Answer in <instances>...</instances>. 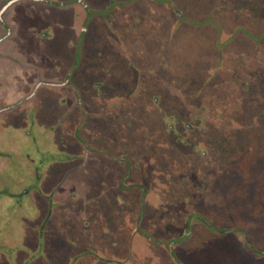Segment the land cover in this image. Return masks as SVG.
I'll return each instance as SVG.
<instances>
[{
  "label": "rangeland",
  "instance_id": "374dc122",
  "mask_svg": "<svg viewBox=\"0 0 264 264\" xmlns=\"http://www.w3.org/2000/svg\"><path fill=\"white\" fill-rule=\"evenodd\" d=\"M46 2L59 41L13 55L61 83L0 114V264H264V0ZM11 55L0 103L35 88Z\"/></svg>",
  "mask_w": 264,
  "mask_h": 264
},
{
  "label": "crops",
  "instance_id": "0c3cea01",
  "mask_svg": "<svg viewBox=\"0 0 264 264\" xmlns=\"http://www.w3.org/2000/svg\"><path fill=\"white\" fill-rule=\"evenodd\" d=\"M48 2H40L39 0H0V36L5 35L6 33H8L7 38L5 40H3L2 43H0V54H4L6 52H10L12 55L10 56L11 58H13L14 60V65L17 63H21L22 67L24 68L25 71H30L33 74V77L30 82V84H34L33 87H38L41 89L40 93L42 92V88L46 87V86H55L57 88L60 87L61 82H57V84H55L54 82L57 81V77L54 76H50L47 77L46 75V71H41L40 72V76H37L36 70L38 69V66L33 68L32 66H28L27 64H25L23 61L19 60L17 61L15 55H13V53H15L16 51H20V53H25V54H30L33 51H26L25 49H32L29 46H26V44L30 43V45H32L34 48L32 50H43L46 51V47H40L41 44L43 43V45H46V43H50L51 45L54 44L55 42L59 41L60 37L58 34L53 33L51 30V28L48 26V24L51 22L49 20H46V18H49V16L51 15L48 11L47 16L45 18V14L46 12H40L38 11L39 8L44 7V10L47 8ZM26 9L31 10V15L34 16L33 18V22L32 24L27 27L24 28L22 31L23 33L18 32V24L16 21H14L13 16H15L17 14V12H21L22 13L25 12ZM43 11V9H42ZM42 21L45 23L46 21V25H44V23H42ZM30 29V30H29ZM44 29V30H43ZM21 30V28L19 29ZM47 31H49L47 33ZM40 34V35H39ZM39 35V36H38ZM34 36L35 40L32 37ZM44 40V41H42ZM19 44V47H17L16 45ZM38 46H37V45ZM47 46V45H46ZM7 47V49H5ZM36 69V70H35ZM41 80L43 82H45L44 84H40V85H36L37 81ZM34 89V88H33ZM53 88H52V92L51 94H54L55 92H53ZM20 91V90H19ZM19 91H17V93L19 94ZM33 92V90H32ZM36 93V92H35ZM34 93V94H35ZM17 96V95H16ZM25 96L27 95H23V93L21 92L17 97H22L21 101H16L15 102H11L9 103H0V114L1 113H22L21 111H26L27 108L26 107H38V99L36 97H34V99H29L26 102L23 101V99L25 98ZM16 97V98H17ZM18 100V99H17ZM30 105V106H28ZM63 116V115H61ZM2 118V117H0ZM62 120V119H61ZM119 187V186H117ZM116 187V188H117ZM119 190H121L120 188H117ZM82 199V198H81ZM175 248V246H174Z\"/></svg>",
  "mask_w": 264,
  "mask_h": 264
},
{
  "label": "flooded vegetation",
  "instance_id": "af4514ba",
  "mask_svg": "<svg viewBox=\"0 0 264 264\" xmlns=\"http://www.w3.org/2000/svg\"><path fill=\"white\" fill-rule=\"evenodd\" d=\"M39 1H40V2H45V0H39ZM79 1H81V0H79ZM7 35H8V33H6V34L3 35V36H0V43H2L3 40H5V39L7 38ZM44 83H45V82H43V81H41V80H38L36 85H40V84H44ZM35 89H36V87L33 89V92H32L31 94L25 96V98L23 99L24 102H26V101L29 100V99H34V97H35L34 90H35Z\"/></svg>",
  "mask_w": 264,
  "mask_h": 264
}]
</instances>
